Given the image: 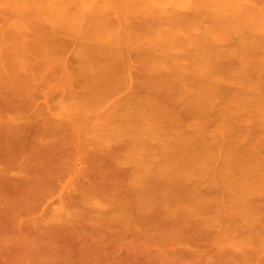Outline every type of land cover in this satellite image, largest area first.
Here are the masks:
<instances>
[{
	"label": "rangeland",
	"instance_id": "obj_1",
	"mask_svg": "<svg viewBox=\"0 0 264 264\" xmlns=\"http://www.w3.org/2000/svg\"><path fill=\"white\" fill-rule=\"evenodd\" d=\"M197 1L199 2H195ZM201 2L203 4V1ZM215 2L217 5L210 9L201 10L198 6V12H194V9L188 10L186 5L169 0H0V58L5 60L0 61V67L5 68V71L2 67L0 69V115L3 113L0 118V264H119L121 256L123 259L121 254H126V246L145 243L151 238L155 242L162 235L172 238L177 230L183 234L194 233L193 230L197 228L194 219L226 218L233 220L232 224L239 225L258 224L264 220V206L233 205L228 202L222 205L187 202L193 188L198 193H204L209 202L212 199V202H216V198H220L228 189L226 183L229 181L224 174L232 167L229 161L236 162L237 159L222 152L214 153L215 155L209 158L211 160H207L209 163L205 162L207 165L203 163V171L195 170V167L194 173L183 179L182 186L173 191L176 202L162 203L153 200L137 204L140 199L146 200L141 197V188L145 183L161 175L164 171L162 168L170 167L169 162L165 164L163 150L174 147L185 138L197 140L201 136L204 137L205 144L210 146L223 138V141L229 140L226 130L231 125L220 118L226 104L221 101L226 102L225 99L229 97L222 99L219 95L217 98L220 99L216 98L215 103L204 108V118L201 113L200 118L199 115L198 118H188L190 113L186 106L190 101L189 92L191 86H196L198 82L188 68V65L195 61L194 57H220L225 61L228 59L223 72L231 70L230 73L235 74V78L240 66L239 57L264 59V18L259 15V12L264 11V0ZM242 5L253 6V12L245 10ZM94 57L104 58L97 60ZM140 57H185L187 61L183 64L187 67L182 82L183 85L184 82L188 85V89L185 85L183 88L188 93H184L182 89L183 93L177 94L179 91L175 88L179 86H175V83L179 80H176V75L173 77L167 63L159 64L160 69L156 66L155 70L145 66ZM126 62L128 67L123 69ZM106 63H113L117 67L120 79L126 80L125 84L115 85L112 90L107 89V98L99 104L96 103L97 105L90 102L91 105L94 104L93 107L85 102L87 107L82 116H79L78 112H70L72 115H69L67 103L83 102L87 86L95 85L98 81L86 75L85 71L90 69L96 72V69ZM160 70L163 75L156 77L155 72ZM68 76L72 81L70 89L74 99L65 102L62 95L65 89L69 88V85L66 86L70 80ZM221 76L226 80L222 81L224 79ZM221 76L217 82L220 87L230 86L232 88L228 89L236 91L237 86H241L237 78L235 82L234 77H231L230 81L224 74ZM149 77L153 78V83H149ZM189 78L193 80L192 84ZM262 84L264 85V81ZM194 87L191 90L200 91L201 87ZM91 95L97 97L100 93ZM152 95L159 101L168 103L171 114L176 115L178 120H163L160 117L157 119L158 116L154 119V116L147 115L151 118L149 120L142 114L139 108L143 107L145 99ZM60 100H63L62 109L57 104ZM15 110L21 114V119L16 121ZM143 115L147 118L141 119ZM254 116L247 118L248 121L242 124L254 129L260 121ZM218 118L219 121L216 120ZM222 121L225 123L220 124ZM153 125H159V128L161 125L163 130H159L162 132L159 131L157 136L153 134L154 138L149 135L151 140L149 137L140 136ZM141 127L146 128L141 129L142 133L139 132ZM132 128H138L137 138H142V146L134 151L135 155L130 153L126 159L114 157L117 153H127L124 146L136 137L133 136L135 130L131 131ZM258 131L264 133V130ZM251 132L250 130L248 134H251V138L247 137L246 133L236 135L238 146L249 149V141H259L255 142L257 145L253 148V145H250L249 150L254 151L255 148L257 154V150L263 153L264 139L259 140L263 135L259 132L260 136L255 133L253 134L256 136H253ZM78 138L82 143L74 145L73 142ZM103 138L106 139L102 140ZM53 141L58 144L51 151L52 156L49 153L52 162L47 159L48 156L43 157L45 154H42V148L46 144L49 146ZM47 145L45 147H48ZM256 146H259L258 149ZM256 153L257 159L259 154ZM53 155L60 157V162L56 163ZM146 155H150L147 161L144 159ZM226 156L228 159L224 162ZM44 158L51 163L47 170L49 176L56 174L52 171L58 172L55 167L59 169L64 166V162L65 166L67 163L74 170L83 169L80 171L84 172L90 181L94 177L99 183L96 184L97 187L106 188L109 182H113L111 186L117 187V192L115 191L113 197L100 193L104 200H97L102 198L98 195L97 199L92 197L93 200L82 201L81 198L87 191L80 192L82 189L75 183L76 174L72 171H67L66 174L62 171L60 175L64 176L60 178L61 182H58L55 191L48 189V192H44L47 185L44 181L41 182L43 173L39 170L41 165L48 162ZM22 160L27 166L20 165ZM176 160L182 162L183 158L177 157ZM257 160L259 166L264 164V156ZM36 165V171L39 170L37 174L34 171ZM198 165L201 163L196 166ZM21 166L23 170L26 168L25 171L20 169ZM138 167H143L142 170L146 173L138 171L141 174L136 173L137 178L133 181V172L141 169ZM239 177L236 175L231 180H238ZM24 178L35 184L28 183ZM231 180L230 182H235ZM69 182H74L77 186L72 187L73 183L70 185ZM36 184L37 186H34ZM70 186L73 190H70ZM154 192L156 195L160 193L157 190ZM65 193H70L71 199H64V203L60 199ZM25 201L29 206L32 205L28 211ZM33 201L37 203L35 206ZM253 208L259 211L251 213L249 209ZM196 209L199 210L198 214L193 213ZM228 224L230 223L227 221L223 222L222 229H228ZM202 225L205 226L204 230L215 233L213 224L204 222L199 224L200 228H203ZM26 226L28 228L25 230ZM218 226L216 229H221L220 224ZM85 236L87 242L85 241L84 245ZM91 236L93 239H90ZM99 241L102 244H99ZM153 242H146L150 250L154 248ZM103 245L108 248L105 250ZM171 248L179 253L174 264H191V260L184 254L195 250L193 246L176 244Z\"/></svg>",
	"mask_w": 264,
	"mask_h": 264
},
{
	"label": "bare ground",
	"instance_id": "obj_2",
	"mask_svg": "<svg viewBox=\"0 0 264 264\" xmlns=\"http://www.w3.org/2000/svg\"><path fill=\"white\" fill-rule=\"evenodd\" d=\"M135 1H139V0H135ZM140 1H143V0H140ZM169 1L173 2V3L179 2V4H182L183 6L186 5L185 7L188 10L194 9L193 10L194 12L195 11L198 12L197 10H199V7L201 8V10H203V9H210L213 6L217 5L215 0H199V2L198 1L195 2L196 0L194 2H193V0H169ZM201 1H203V4ZM191 3H193V4H191ZM194 3H197L198 5H196ZM188 4H190V5H188ZM31 5L34 6L33 4H31ZM187 5L189 8L187 7ZM193 5H195L194 8H193ZM207 7H209V8H207ZM242 8H244L245 10L250 11V12H253V10H254V9H252L254 7L251 5H242ZM27 12H29V10ZM259 15H261V18H264V11L259 12ZM40 28H42V27H40ZM4 58L6 59L7 57H4ZM17 58L19 59V57H17ZM94 58L95 59L97 58V60H98V58L103 59L104 57H94ZM140 58H141V61L144 63L145 66L152 67L155 70H157L156 68L158 67L159 64L167 63V65L170 66L171 70H170V68L169 69L167 68V69L170 70L173 77H174V75H176L177 81L179 80L177 83H175V86H179V87L175 88V86H174L175 90L179 91L178 93L177 92L176 93L180 94V92H182V89L185 88L186 83L184 82V85H185L184 86L183 82H182V76H183L184 71H186L185 69L187 67L185 64H183V62L186 63V61H187V59L186 60L184 59L185 57H140ZM194 58H195V61L193 63H190L188 65V68L191 70L190 72L192 74L194 73L193 77L195 75L196 78L198 79V82L196 84L197 88L198 89H199V87H201V88L199 89L200 90L199 92H197V91L195 92L194 90H197V89L191 90V89H193V87L195 85L191 86V89L189 92V94H191V95L188 96L190 98V101L188 103L189 105L186 106L189 109L188 113H190L188 115V118L191 117L190 119H192L194 116H196L194 118H198V115L200 113L203 115V118H204L205 112H206V109H204V108L209 106L210 104L212 105V103H215L214 100L217 97H220L219 95H221L222 99L229 97L227 100L225 99L226 102L221 101L222 99L220 100L223 104L226 103L225 107L223 106L225 108V111L223 110L224 113L223 114L221 113L222 115L220 114L221 115L220 118H221V120L223 119V121L225 120L227 123H230V125H231V126L227 127L228 129L226 130L228 135H229V140H225L226 141L225 142V141H223L224 140V138H223V140L220 139V140L216 141L213 146H210L209 144L208 145L205 144L206 142L203 141L204 137L202 138L201 136L199 137L197 135L199 137V138H197L196 135H194L197 138V140L196 139L193 140L194 138L192 139L193 141L189 138H188L189 140L186 138L181 140V141L178 140L179 142L176 141L177 143L174 147L172 146V148H168L166 150H163V158L165 160V164H166V162H169L170 167L167 168V166H166V168H164V169L162 168V170H164L165 172L160 170V172L161 171L163 172L162 174L159 173L161 175L158 174L159 176L157 175L158 177H156V179H152L150 181L148 180L145 183L143 188H141V197L143 199L146 198V200L140 199L137 201V204L147 203V202H151L153 200H159L162 203L176 202L177 198H176V195L173 193V191H177V189H179L182 186L183 179H186L187 177L191 176L194 173L193 171H194L195 167H196L195 170L199 169L200 171H203L204 170L203 165L204 164L207 165V163H205V162H208L207 160L210 161L211 159H209V158H212L215 154L222 152V154H227L229 157L233 155V156H235L233 158L237 159L236 162L229 159L230 160L229 163L230 162L232 163L231 164L232 167L229 169L230 170L229 172H227L226 174L223 173L224 176L228 179V181L230 183V184L226 183V187L228 186L227 187L228 189L225 190L224 194L221 195L220 198H216V200H217L216 202H212L214 199L210 200V202H209V201H207L206 195L204 193H198L196 191V189L193 188L194 190L192 191L187 202L190 204H199V203L211 204V203H215V204H220V205H222V203H224V202H228V203H231L233 205L241 204V205H251V206H264V197H263L264 196V167H263L264 164L261 163L263 166L261 164L259 166L256 163L258 161L257 160L258 158H261V157L263 158L264 148H263V150H261V148H259L261 151H263V153H259V150H257L259 156L261 154H263V156L262 155H261V157L258 156V158L256 159L255 148H254L255 152L252 150L251 151L249 150L250 145L251 146L253 145L251 148H253L255 145H257V144H255L256 141H254V140L249 141L248 140L251 143V144H249V149H248L247 147H240L241 145L238 146V142L236 140V137L239 134H243V133H246L245 135L247 137L250 136L249 138H251V134L248 135L250 133V130L252 131L251 133L253 136H256L253 134V133H255V131H258V130L263 131L264 130V119L262 118V117H264V85L262 84V81H264V59L262 60V59H260V57H239L238 58L239 59L238 61L240 62V66H239V70H237L238 73H236L237 74L236 78H237V80H239L241 86L238 88V86L235 85V86H237V90L234 91V89H232V90L228 89L230 86L224 85V87H222V86L220 87L219 84L217 83L219 81V78H220L219 76H221L222 74H224V76L227 77L228 79H230L231 77L235 78V76H234L235 74L232 75L231 70H230L231 73L228 72L229 70L226 73H225L226 70H224V72H223V69L227 67V61H229L227 59V57H226L227 61L220 59V57H194ZM3 60L4 59L1 57L0 61L2 62ZM24 61H23V63H24ZM127 63L128 62L125 63L123 69H126L128 67ZM19 64H21V62ZM25 64H27V63H25ZM187 64H188V62H187ZM14 65H13V67H14ZM228 65H229V63H228ZM21 66H22V64H21ZM1 67H0V69H1ZM19 67H20V65H19ZM4 69L5 68L2 67L3 71H5ZM16 69L17 70L19 69L18 66ZM22 69H23V67H22ZM158 69H160V68L158 67ZM161 69H163V68H161ZM163 70H165V69H163ZM89 71H91V72H89ZM89 71L88 70L85 71V74L90 76V77L96 78L98 81L96 82L95 85L92 84V85L87 86L85 93L83 95V97H84L83 102H73V101L70 103L68 102L69 99H70V101H71V99H74L73 93L71 92V89H70V88H72V86H71L72 81H71V78L69 76H68V79L70 78V80L67 79L68 83H66L64 81L66 83V86L69 85V88L67 87L65 89V92H63V95H62V97H65L64 98L65 102H68L67 104H68V108L70 110L69 115L71 113L78 112L79 116H82V113L85 112L86 107H87V105L84 104L85 102H87V104H90L89 105L90 107L91 106L93 107L94 104L97 105L100 102L104 101L105 98H107L106 97L107 91H108L107 89L112 90V88H114L115 85H118V86L121 85L122 86L126 82L125 78H124V80H123V78H122V80L120 79L119 71L113 63H106L105 66L100 67L98 70L96 69V72L92 71L90 69H89ZM123 71L125 73V70H123ZM191 73H190V75H191ZM162 75H163L162 70L155 72L156 77H161ZM201 75L204 77L199 79L200 77H202ZM170 76H171V74H170ZM177 77H179V79ZM190 78L188 80L192 84L193 80ZM236 78H235V82H236ZM185 79H186V77H185ZM225 80L226 79H224L222 81H225ZM231 80L232 79H230V81ZM153 82H154L153 78L149 77V83H153ZM0 83H1V79H0ZM21 86H22V84H21ZM180 87H182V88H180ZM187 87H188V85L186 86V88ZM225 87H227V88H225ZM177 88H180V90ZM230 88H232V87H230ZM18 89H19V87H18ZM183 90H184L183 92L185 93L186 90L185 89H183ZM95 92L97 94L100 93V95L97 97H96V95H95V97L92 96L91 94L95 93ZM186 92L188 93V91H186ZM66 98H68V99H66ZM217 99H220V98H217ZM66 100H68V101H66ZM90 102L91 103L94 102V104L91 105ZM57 104H58V107H61V109H62L63 100ZM124 105H126V104H124ZM143 107H145V108H143ZM143 107L139 108V110H141V113L145 114L146 116L152 115V116H154L153 117L154 119H155V117L158 116L157 119L160 117V119H163V120H168V119H170V120L177 119L178 120V117L176 115L173 116L171 114L170 105L166 102L159 101L154 95L148 96L145 99ZM123 109H124V107H123ZM188 109H187V111H188ZM65 110H68V109H65ZM65 110H64V112H65ZM139 110H138V112H140ZM15 111H16L15 116H17L15 119V121H16L17 119L18 120L21 119V117H20L21 114H20V111L19 112H18V110H15ZM2 114L0 115V118H1ZM5 115H3V116H5ZM146 116L144 117V115H143V117H141V119L142 118L146 119L148 117V116L147 117ZM201 116L199 115V118ZM251 116L259 118L260 121H262V122H260V121H258V119H256L259 122V125L255 126L254 129L252 128L253 130L249 129L243 125L245 122L248 121L249 118H252ZM220 118H218L216 120L219 121ZM148 119H149V117H148ZM223 121L220 124L225 123ZM154 126L155 125L152 126L153 128L152 127L150 128V126H149L150 129L146 130V131H148V133H146V131H145L144 132L145 134L143 133V135H140V136L141 137L142 136L149 137L148 139L151 140L150 136H153V138H154L155 134H156V136H157V133L160 134V132H162V130H163V128H161L162 126L160 125V128H159V125H157L156 127H154ZM37 127H39V125H37ZM61 127L62 126H60V128ZM222 127L224 128V126H222ZM138 128L136 130H138ZM141 129H142V127L140 128V130ZM143 129H146V128L143 127ZM159 129H162V130L160 131ZM225 129H226V127H225ZM133 130H135V129L132 128L131 131H133ZM136 130H135V133H136ZM142 130L141 131L138 130V131L142 133L143 132ZM28 131H30V130H28ZM128 132L130 133V130H128ZM259 132L260 131L256 132L255 134L259 135ZM50 133L52 134L53 131H50ZM135 133L133 132V136H136L133 139V141L132 140L129 141L128 143H130V144H126L124 146V151H125V153L126 152L127 153L121 154V155H119L117 153L114 157H118L119 159H126L128 157V155H130V153L134 154V151L137 148H140L142 146L141 145L142 144V142H141L142 138L139 140L140 136L137 138L138 135H137V133H136V135H134ZM131 134H132V132H131ZM260 134H261V136L262 135L263 136L260 137L262 139H259V140H263L264 139V133L260 132ZM106 136H108V135H106ZM109 136H110V138L112 137L111 134ZM106 138H103L102 140H105ZM252 139H255V138H252ZM252 139H250V140H252ZM102 140H101V142H103ZM194 141H196V142H194ZM145 142H143V145ZM257 142H259V141H257ZM50 143H52V142H50ZM70 143L72 144L71 141H70ZM78 143H82L79 138L73 142L74 145H77ZM57 144H58V142L53 141V143L50 144L49 146L46 144L48 147H45L46 145H44V147L42 148L43 149L42 154H45V155H43V157H45V156L49 157V153L51 154V151L53 150V148L55 146H57ZM20 145H21V143H20ZM172 145H174V144H172ZM258 147L259 146H256V149H258ZM219 155H221V154H219ZM51 156H52V154H51ZM228 156H226L227 158H226V161H224V162H227ZM48 157H47V159L48 160L50 159V161L53 162L51 157H49V158ZM53 157H54V155H53ZM177 157L178 158L182 157L183 161L182 162L177 161L176 160ZM41 159H43V158H41ZM44 159H46V158H44ZM53 159L56 160V163H57V161H59L60 157L58 158L57 155H55V157ZM144 159H145V161H147L148 159H150V155H146V157ZM260 160L261 159H259V161ZM13 161L15 162L16 160H13ZM22 162H23V160L21 161L20 165H22L24 163V162L23 163ZM45 163H44L45 165H43V166L41 165V168H39L41 173H43V179H44V180L41 179L42 180L41 182L44 181L46 183V184L45 183L44 184L47 185L44 192H48V189H49V191H55V189L57 188L58 182H61L60 178L62 176H64V174L60 175V173H62V171H63V173L65 171V174L67 171L68 172L72 171V173L76 174V176H74V181L77 185H79L78 187L82 189V191H80L81 189L79 191L81 193H83V190H85V192L87 191L86 192L87 194L84 193L85 194L84 196L82 194V196H83L81 198L82 201L83 200L86 201L88 199L93 200L92 197L94 199L95 198L97 199L101 196L100 193H102L103 196L108 194L109 197H113L115 191L117 192V187H115L114 185L111 186V184H113V182H111V184L109 182L108 183L109 186L106 188L97 187V185L99 183L97 182V180H94L95 179L94 177H93L94 181L93 180L90 181L89 180L90 178L89 177L87 178L86 175L84 174V172H82L83 169H80L82 171H80L79 168L78 169L76 168L78 171L76 169L74 170L73 167H71L69 164L67 165V163L65 166L64 162H62L64 164V166H61L62 163L59 164V166H61V167H59V169L55 167V169H57L58 172L56 170L52 171L53 173L56 172L57 176H56V174H54V175L52 174L53 176H49V172L47 170L49 169V166L51 163L49 161L45 162ZM199 163H201L202 167H201V165L196 166ZM8 164H7V166H8ZM24 165L25 164H23V166ZM228 165H230V164H228ZM25 166H27V165H25ZM199 166L201 168H199ZM28 167L31 168V166H28ZM228 167H225V168L228 169ZM12 168H13V166H12ZM17 168H18V165H17ZM23 168H25V167H23ZM34 168H36V169H34V171H36L38 169V166L36 165ZM138 168H141V169L133 172V173H135V174H133L134 176L132 175V177L134 178V179H132L133 181L137 178V175L141 174V173H138V171H140V172L142 171V174H143V172L146 173V171L142 170L143 167H138ZM138 168H136V169H138ZM7 169H8V167H7ZM20 169L23 170L22 166ZM25 169L23 171H25ZM4 170H5V168H4ZM38 171H36L35 174H37ZM84 171L86 173L88 172L87 170H84ZM226 171H228V170H226ZM52 172H50V173H52ZM26 173H27V171H26ZM30 173H34V172H30ZM136 173H138V174L136 175ZM236 175L240 176L239 179L237 178L238 180H231V179H234L232 177H235ZM224 176H223V178H224ZM26 177H28V176H26ZM22 178H23V176L21 177V179ZM37 178L38 177H36V179ZM41 178H42V175H41ZM138 178H139V176H138ZM229 178L231 181H235V182L234 183L230 182ZM16 179H18V178H16ZM21 179H20V181H21ZM24 179L27 180V178H24ZM225 179H223V180H225ZM38 180L39 179H37V181ZM72 181H73V178H72ZM31 182H32L31 180L28 181V183H31ZM72 183H73V185H72ZM72 183L69 182V184L72 185V187H74V185L77 186L74 182H72ZM19 184H21V183H19ZM33 184H35V183H33ZM100 185H101V183H100ZM34 186H37V184ZM70 188H71V186H70ZM69 189H68V192L70 190H73L72 188L70 190ZM155 190L160 191V193L156 195L154 192ZM69 194L70 193H68L67 194L68 196H67L65 193L63 195L64 197H62L60 200L61 201L63 200L64 203H65L64 199L70 200L71 197ZM98 195H99V197H97ZM94 196H96V197H94ZM108 196H106V197H108ZM102 198L97 199V200H104V197H102ZM108 198H106V199H108ZM26 201H25V203L27 204L28 201L27 202ZM243 201H246V202H243ZM33 202H34L33 205L37 204V203H35L36 201H33ZM60 203H62V202H60ZM26 204H24V205H26ZM36 206H38V205H36ZM27 207H28V209H27V211H28V210H30L29 207H32V205H30V206L28 205ZM253 209H249L251 213L259 211V209H257V208H253ZM24 210L25 209H23V211ZM198 212H199V210H197V209L195 211H193L194 214H198ZM21 215H22V212H21ZM224 219L228 223H230V224H228V226L230 228L228 227V229H222V226H221L222 223L226 222ZM224 219L223 218H206V219H199L198 218V219H194L193 222L195 223V225L197 227L196 230L195 229L193 230V232L195 231L194 233L183 234L182 232H177L178 231L177 230L176 233L172 232V233H174L172 238L170 236L164 237V235H162L164 238H162V236H159V238L155 242H153L154 241L153 238L147 239L146 242H153V245H154L153 250H150L148 243H146V242L141 243V244L140 243L139 244H133V246L129 245V246L125 247L126 248L125 249L126 254L125 253L121 254V255H123V259L121 258L122 257L121 255H120L121 257L120 256L119 257L122 261V264H125V263L126 264H174L175 259L177 258V254H179V253H178V250L171 248V247H172V245L180 244V245L193 246L195 248V250H191L190 252H185V254H184L185 257H187L189 260H191V264H264V220H261V222H259L258 224L245 223V224L239 225V223L232 224L231 222H233V220L226 219V218H224ZM204 222H208V223H211L214 225V230H216L214 234L211 232H208L209 230H204L205 226H203V225H202L203 228H200L199 224H202V223L204 224ZM219 224L221 226V229L217 230L216 226H218ZM28 226H26V228H24V229L26 230L28 228ZM65 227L63 226V228H65ZM57 228H58V226H57ZM59 229H61V228H59ZM91 230L94 233H96L93 229H91ZM95 230L98 231L97 228H95ZM47 232H49V231H47ZM73 233H75V232H73ZM69 236L73 237V235H69ZM96 236H98V234ZM86 237L87 236L84 237V245L87 242ZM88 238H90V237H88ZM93 238H95L94 234H93ZM93 238L91 236L90 239H93ZM72 239H74V238H71V240ZM90 239H88V240H90ZM204 240H206V242H204ZM99 242H100L99 244H102L101 241H99ZM89 243H90V241H89ZM92 243H94V242H92ZM99 244L97 246H99ZM94 245H96V243ZM88 246H90V245H88ZM104 246L105 245H103L102 247L105 248V250H106L108 248V246H105V247ZM90 247H92V246H90ZM92 248H94V246ZM100 250H101V248H100ZM100 250L97 249V251L101 252L102 250L101 251ZM122 251H124V250H122ZM106 252H108V250ZM118 260H119V258H118ZM121 261H119V264L121 263Z\"/></svg>",
	"mask_w": 264,
	"mask_h": 264
}]
</instances>
